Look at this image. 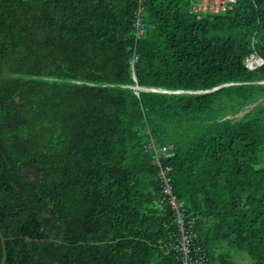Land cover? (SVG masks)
Instances as JSON below:
<instances>
[{
    "label": "trees",
    "instance_id": "1",
    "mask_svg": "<svg viewBox=\"0 0 264 264\" xmlns=\"http://www.w3.org/2000/svg\"><path fill=\"white\" fill-rule=\"evenodd\" d=\"M191 1L0 0L5 264H182L162 172L190 264H264V0Z\"/></svg>",
    "mask_w": 264,
    "mask_h": 264
},
{
    "label": "built area",
    "instance_id": "2",
    "mask_svg": "<svg viewBox=\"0 0 264 264\" xmlns=\"http://www.w3.org/2000/svg\"><path fill=\"white\" fill-rule=\"evenodd\" d=\"M140 2L142 0H139ZM237 0H200L198 3L192 2V9L194 11H201V12H213V13H220L227 11L229 8L232 7L234 3H236ZM141 12H143V7L139 6L137 17L133 23L134 29H135V37L140 38L145 33V24L142 19ZM137 56L133 57L132 66L135 62ZM247 63L250 68H255L256 66H259L264 63V61L258 57L253 55L251 58L247 60ZM163 152L166 155H169V151L167 147H162L160 149L156 150V153ZM159 183L162 185V193L165 195L168 204L174 209L175 214L177 216V223L179 225V230L181 231V234L179 236V239L177 240L178 244L175 246L180 252H181V261L182 264H190L193 263L195 260H193L192 253H196L198 255V252L200 251V248L198 246H195L193 243V239L196 236V233L193 231V224L190 225V231L187 232L186 229V223L185 217L183 216V208L182 204H178L176 201L175 196L173 195L172 190V184L170 183V178L166 177V175L162 172L159 176ZM191 220H193L191 218Z\"/></svg>",
    "mask_w": 264,
    "mask_h": 264
},
{
    "label": "water",
    "instance_id": "3",
    "mask_svg": "<svg viewBox=\"0 0 264 264\" xmlns=\"http://www.w3.org/2000/svg\"><path fill=\"white\" fill-rule=\"evenodd\" d=\"M261 83H264V81H261ZM225 85H227V84H225ZM220 87L221 86L215 87V88H213L211 90H206V91H188V92H208V91H214V90H216V89H218ZM134 88L140 89V90H152V91H160V92H182L181 90H179V91H170V90H164V89L144 88V87H139V86H134ZM0 240H1V245H2V259H1L0 264H5L6 257H7V252H6V246H5V242H4V239H3L1 228H0Z\"/></svg>",
    "mask_w": 264,
    "mask_h": 264
},
{
    "label": "crops",
    "instance_id": "4",
    "mask_svg": "<svg viewBox=\"0 0 264 264\" xmlns=\"http://www.w3.org/2000/svg\"><path fill=\"white\" fill-rule=\"evenodd\" d=\"M191 2H193V3H198V2H200V0H192ZM193 7V6H192Z\"/></svg>",
    "mask_w": 264,
    "mask_h": 264
},
{
    "label": "rangeland",
    "instance_id": "5",
    "mask_svg": "<svg viewBox=\"0 0 264 264\" xmlns=\"http://www.w3.org/2000/svg\"><path fill=\"white\" fill-rule=\"evenodd\" d=\"M242 114H243V113H240V114L236 115V118H239ZM239 258H240V257H238V259H239Z\"/></svg>",
    "mask_w": 264,
    "mask_h": 264
},
{
    "label": "bare ground",
    "instance_id": "6",
    "mask_svg": "<svg viewBox=\"0 0 264 264\" xmlns=\"http://www.w3.org/2000/svg\"><path fill=\"white\" fill-rule=\"evenodd\" d=\"M214 17V16H213Z\"/></svg>",
    "mask_w": 264,
    "mask_h": 264
}]
</instances>
